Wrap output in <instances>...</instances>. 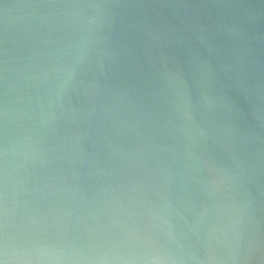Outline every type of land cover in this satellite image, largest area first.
I'll list each match as a JSON object with an SVG mask.
<instances>
[{
    "label": "water",
    "instance_id": "1",
    "mask_svg": "<svg viewBox=\"0 0 264 264\" xmlns=\"http://www.w3.org/2000/svg\"><path fill=\"white\" fill-rule=\"evenodd\" d=\"M4 264H264V0H0Z\"/></svg>",
    "mask_w": 264,
    "mask_h": 264
},
{
    "label": "clouds",
    "instance_id": "2",
    "mask_svg": "<svg viewBox=\"0 0 264 264\" xmlns=\"http://www.w3.org/2000/svg\"><path fill=\"white\" fill-rule=\"evenodd\" d=\"M0 264H4V261L3 260H0Z\"/></svg>",
    "mask_w": 264,
    "mask_h": 264
}]
</instances>
